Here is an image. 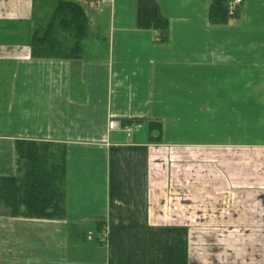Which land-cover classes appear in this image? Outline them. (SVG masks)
Instances as JSON below:
<instances>
[{
	"label": "crops",
	"instance_id": "1",
	"mask_svg": "<svg viewBox=\"0 0 264 264\" xmlns=\"http://www.w3.org/2000/svg\"><path fill=\"white\" fill-rule=\"evenodd\" d=\"M60 1L0 0V178L17 141L67 151L66 219L0 216V264H264V0L226 26L212 0H157L164 44L138 0H65L101 15L84 58L35 60Z\"/></svg>",
	"mask_w": 264,
	"mask_h": 264
},
{
	"label": "trees",
	"instance_id": "2",
	"mask_svg": "<svg viewBox=\"0 0 264 264\" xmlns=\"http://www.w3.org/2000/svg\"><path fill=\"white\" fill-rule=\"evenodd\" d=\"M233 0H212L208 12L211 26H226L239 20L242 9L230 15ZM137 29L156 31V43L169 41V22L157 0H138ZM90 20L77 2L62 0L47 26L38 25L31 43V57L43 61H81ZM147 126L152 142L162 138V125L157 121L125 120L126 126ZM17 175L0 178V216L63 221L67 217V157L61 145L33 141H17Z\"/></svg>",
	"mask_w": 264,
	"mask_h": 264
},
{
	"label": "built area",
	"instance_id": "3",
	"mask_svg": "<svg viewBox=\"0 0 264 264\" xmlns=\"http://www.w3.org/2000/svg\"><path fill=\"white\" fill-rule=\"evenodd\" d=\"M106 0H101V4H105ZM244 3V0H233L232 2H230L229 7H228V11L230 13V15H233L238 9L239 7H241ZM99 10L101 11V8H99ZM134 126V127H133ZM142 125L137 124V125H132V127H130V129H128L127 131V136L128 137H132V130L131 129H141ZM107 239L106 235H102L100 237L101 242H105Z\"/></svg>",
	"mask_w": 264,
	"mask_h": 264
},
{
	"label": "rangeland",
	"instance_id": "4",
	"mask_svg": "<svg viewBox=\"0 0 264 264\" xmlns=\"http://www.w3.org/2000/svg\"><path fill=\"white\" fill-rule=\"evenodd\" d=\"M244 4L245 3H243V5L240 7L242 10H244ZM105 7V6H104ZM104 9V8H103ZM97 13L95 12V10L94 11H91V13H90V16H91V19L90 20H95V18H96V16H100L101 17V15H96ZM47 25H48V23H47ZM46 26V25H45ZM96 34H97V32H95ZM98 33H99V31H98ZM101 35L103 36L104 34H103V31H101ZM93 39H94V37H93ZM101 41V40H100ZM98 42V41H97ZM97 42H96V44H97ZM102 42V41H101ZM95 47V46H94ZM93 47V48H94ZM98 54L99 55H102L103 53H102V49L101 50H99L98 51ZM163 128V127H162ZM209 241H213L214 242V240L215 239H208Z\"/></svg>",
	"mask_w": 264,
	"mask_h": 264
}]
</instances>
